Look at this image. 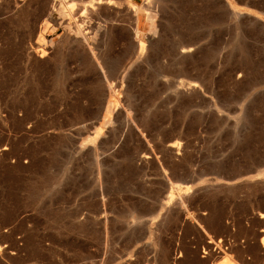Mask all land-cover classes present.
Masks as SVG:
<instances>
[{"label": "rangeland", "instance_id": "1", "mask_svg": "<svg viewBox=\"0 0 264 264\" xmlns=\"http://www.w3.org/2000/svg\"><path fill=\"white\" fill-rule=\"evenodd\" d=\"M196 244L264 260V0H0V264Z\"/></svg>", "mask_w": 264, "mask_h": 264}, {"label": "crops", "instance_id": "2", "mask_svg": "<svg viewBox=\"0 0 264 264\" xmlns=\"http://www.w3.org/2000/svg\"><path fill=\"white\" fill-rule=\"evenodd\" d=\"M86 236V234H84ZM86 238V237H84ZM250 249L248 250V252ZM183 255L177 262V264H220L222 260H214L211 255H208L206 251H202L198 244L195 246H186L183 249ZM251 252V251H250ZM234 260L238 264H264V260L257 256L256 252L250 254L245 258L238 252H235Z\"/></svg>", "mask_w": 264, "mask_h": 264}, {"label": "bare ground", "instance_id": "3", "mask_svg": "<svg viewBox=\"0 0 264 264\" xmlns=\"http://www.w3.org/2000/svg\"><path fill=\"white\" fill-rule=\"evenodd\" d=\"M89 3L91 4L92 2H89ZM146 5H148V3H147ZM85 6H86V5H85ZM87 6H88V5H87ZM82 8H83V7H82ZM58 10H59V9H58ZM61 11H62V10H61ZM62 13H63V12H60V14H61V15H60V16H61V19L65 16V14H62ZM179 18H180V17H179ZM150 19H151V18H150ZM96 27H97V26H96ZM154 28H156V27H153V24H151V28H150V29L154 31ZM148 29H149V28H148ZM150 33H151V32H150ZM154 34H155V33H154ZM92 37H93V36H92ZM40 38H41V37H40ZM40 38H39V39H40ZM162 39H163V38H162ZM91 40H92V39H91ZM171 40H172V39H171ZM40 41H41V40H40ZM139 51H140V50H139ZM42 52H43V51H42ZM42 54H43V53H42ZM140 55H141V53H140ZM39 56H40V55H39ZM99 66H100V65H99ZM171 66H173V64H172ZM99 68H100V67H99ZM100 69H101V68H100ZM51 80H52V79H51ZM191 80H192V79H191ZM184 81H185V80H184ZM182 82H183V81H182ZM50 84H51V83H50ZM189 85H190V86H191V85H195V83L191 81V82L189 83ZM55 92H56V91H55ZM170 93H171V92H170ZM172 94H173V93H172ZM21 105H22V108L25 109V110L23 109V110H24V111H23L24 114L20 113V114H19L20 116L18 115L19 118H14V120L11 121V122L15 121V123L18 124V125H21V124H22L21 122L24 120V118L27 117L28 115H30V114L32 113V112H27V111H26V106H25V103H24V102H22ZM14 107H15V106H14ZM9 114H10V113H9ZM12 114L14 115V113H12ZM14 116H15V115H14ZM10 118H11V117H10ZM104 118H105V117H104ZM15 123H14V124H15ZM14 124H12V125L14 126ZM18 125H16V126H18ZM16 126H14V127H16ZM21 137H22V136H21ZM21 137H20V138H21ZM22 138H24V137H22ZM17 141H19V140H17ZM17 141H16V142H17ZM22 141H23V140H22ZM16 142H14V144H15ZM20 142H21V141H20ZM34 144H35V143H34ZM12 146H13V143H12ZM34 146H35V145H34ZM37 146H38V145H37ZM19 147H20V146H19ZM21 147H23V146H21ZM21 147H20L21 150H22V149L25 150V148H21ZM31 147H32V146H31ZM2 148L4 149L5 146L2 147ZM12 148H13V149H12ZM12 148H10V149H11V150H14L13 152H15V149L17 150V148H18V144L15 145V146L12 147ZM37 148L39 149V146H38ZM37 148L35 147L34 150H37ZM8 149H9V148H8ZM10 149H9V150H10ZM26 149H27V148H26ZM39 150H40V149H39ZM27 151H29V150H27ZM32 151H33V150H32ZM21 152H23V151H21ZM21 152H20V153H21ZM16 153H17V152H16ZM26 153L28 154V152H26ZM31 153H36V154H37L36 151L31 152ZM22 154H23V153H22ZM31 155H32V154H31ZM16 161H17V160H16ZM16 161H15V162H16ZM215 161H216V160H215ZM15 164H17V163H15ZM18 164H19V162H18ZM15 166H17V165H15ZM192 179H193V178H192ZM173 184H174V183H173ZM169 192H170V191H169ZM171 198H172V197H171V194H167V199H169V201H170ZM167 202H168V200L166 201V203H167ZM222 264H228V261H227V263H226V262H223Z\"/></svg>", "mask_w": 264, "mask_h": 264}, {"label": "built area", "instance_id": "4", "mask_svg": "<svg viewBox=\"0 0 264 264\" xmlns=\"http://www.w3.org/2000/svg\"><path fill=\"white\" fill-rule=\"evenodd\" d=\"M228 244H230V241L227 240V243L224 245V248L227 249ZM218 251H222L220 248H217Z\"/></svg>", "mask_w": 264, "mask_h": 264}]
</instances>
